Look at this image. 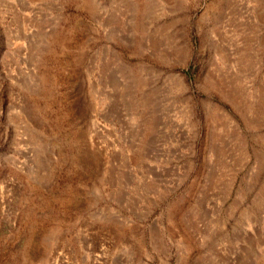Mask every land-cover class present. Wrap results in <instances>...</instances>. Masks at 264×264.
I'll return each mask as SVG.
<instances>
[{
	"label": "rangeland",
	"instance_id": "374dc122",
	"mask_svg": "<svg viewBox=\"0 0 264 264\" xmlns=\"http://www.w3.org/2000/svg\"><path fill=\"white\" fill-rule=\"evenodd\" d=\"M0 264H264V0H0Z\"/></svg>",
	"mask_w": 264,
	"mask_h": 264
}]
</instances>
